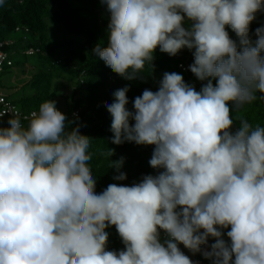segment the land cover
I'll list each match as a JSON object with an SVG mask.
<instances>
[{
    "label": "clouds",
    "instance_id": "clouds-1",
    "mask_svg": "<svg viewBox=\"0 0 264 264\" xmlns=\"http://www.w3.org/2000/svg\"><path fill=\"white\" fill-rule=\"evenodd\" d=\"M101 2L110 13L108 44L94 52L114 73L138 78L157 48L170 56L187 48L190 71L207 83L197 91L165 72L157 91L134 99V112L129 89L115 91L107 105L112 142L154 145L149 164L164 171L101 192L91 138L67 129L55 101L41 103L27 127L12 114L0 127V264H193L178 245L195 254L209 237L215 242L202 255L213 264H264V126L240 119L233 132L229 107L239 113L257 94L264 100V27L249 38L264 0ZM123 163L110 160V168ZM109 226L124 250H106ZM160 230L169 239L161 242Z\"/></svg>",
    "mask_w": 264,
    "mask_h": 264
},
{
    "label": "trees",
    "instance_id": "trees-1",
    "mask_svg": "<svg viewBox=\"0 0 264 264\" xmlns=\"http://www.w3.org/2000/svg\"><path fill=\"white\" fill-rule=\"evenodd\" d=\"M109 22L110 13L101 0H3L0 4V40H12L3 49L14 53L19 48L18 41L24 42V47H20L23 53L30 47L37 49L28 55H36L34 63L38 70L24 85L32 92L20 97L15 104L27 113L38 111L41 103L53 101L61 94L58 93L57 86H54L56 78L65 75L67 81L73 82L68 95L69 103L65 109L59 111L67 118L68 130L78 128L80 134L91 138L88 151L92 159L89 164L96 178L97 192L103 191L110 183L132 186L141 182L146 175L156 176L164 171L154 169L149 164L154 145H138L134 141H124L117 145L112 142L111 114L107 105L114 102L116 90L124 87L129 89V103L126 107L134 112V99L141 96L145 89L157 91L165 72L181 74L184 81L194 86L197 91L200 85L207 83L205 80L193 84L192 80L197 79L195 75L179 68L178 63L194 58V49L187 48L182 49L176 56H170L157 48L153 61L145 65L138 78L127 80L114 73L94 52L98 45L107 46ZM184 26H190L187 19ZM262 27L264 9L255 14V19L249 26L251 41L255 42L256 29ZM226 30L239 46V38L235 32L228 26ZM16 33L19 34L15 37ZM28 55L24 53L25 58ZM212 83L215 85L216 80L212 79ZM257 97L239 113L233 104H229L234 121L232 128L239 127L240 119H246L253 127L264 126V100L259 99V94ZM8 120V116L3 117L0 127H8ZM29 120L30 118L24 120L22 125L27 127ZM129 123L133 125L135 121L130 119ZM108 149L114 150L109 158L103 155ZM121 158L124 163L119 172L110 168V160ZM120 172L126 174V179H114ZM106 231V250H124L125 246L115 226H109ZM203 259L206 264H213L211 259Z\"/></svg>",
    "mask_w": 264,
    "mask_h": 264
},
{
    "label": "rangeland",
    "instance_id": "rangeland-1",
    "mask_svg": "<svg viewBox=\"0 0 264 264\" xmlns=\"http://www.w3.org/2000/svg\"><path fill=\"white\" fill-rule=\"evenodd\" d=\"M17 32V31H15ZM19 33H16L14 36H18ZM17 46L19 47L17 51L12 52L13 65L10 67H4L3 71L0 73V89L7 98L17 103L18 99L24 95H29L32 90L27 86H24L25 83L35 74L38 70V67L35 66L36 55L24 57V53L20 47H24L23 41H18ZM54 86H57L59 90V96L56 97L53 101L56 102V108L58 110L65 109L69 103V92L73 87V82L67 81L66 76L62 75L59 78H56L54 81ZM203 85H200L197 89H201ZM215 242V240H213ZM180 250L184 252L190 259L194 257L193 252L185 248L182 244L178 245ZM208 249H204L205 251ZM234 259V258H233Z\"/></svg>",
    "mask_w": 264,
    "mask_h": 264
},
{
    "label": "built area",
    "instance_id": "built-area-1",
    "mask_svg": "<svg viewBox=\"0 0 264 264\" xmlns=\"http://www.w3.org/2000/svg\"><path fill=\"white\" fill-rule=\"evenodd\" d=\"M11 43H12V40H0V73H1V71H3L4 67H10L13 65L11 53L9 51L3 49L4 45H9ZM36 51H37V49L30 47V48L24 50V53L25 54H33ZM190 60L191 61L185 60L184 62L178 63L179 68H181V70H183L185 72L191 73L190 65H192L194 63V58L192 57ZM192 83L193 84L201 83V81L198 79H193ZM5 112H7L8 114L4 115L3 117L8 116V118H10L11 115L14 113H19V116L21 118V122L23 123L24 120L31 118V114L34 111H30L28 113L25 111H22L14 102L10 101L6 97L5 94H3L1 92V89H0V113H5ZM3 117H0V120ZM238 128L239 127H234V128H232V131L235 132ZM167 239H169L167 234L163 230H160L161 242H163ZM212 243H213V241H212L211 237H209L207 244L201 245V251L204 249H210V245ZM191 260L193 261V264H206V261L198 255L193 257Z\"/></svg>",
    "mask_w": 264,
    "mask_h": 264
},
{
    "label": "crops",
    "instance_id": "crops-1",
    "mask_svg": "<svg viewBox=\"0 0 264 264\" xmlns=\"http://www.w3.org/2000/svg\"><path fill=\"white\" fill-rule=\"evenodd\" d=\"M228 230H230V229H224V230H222L223 233H224L223 238L225 239L226 242L230 243V240H229V238H228L227 235H226V233H227ZM213 240H214V238H212V241H213ZM213 243H214V241H213ZM210 250H211V249H208V251H210ZM202 252H203V251L198 252V253H195V254L193 253V254H194V257L198 255V256H200V257L202 256V258H203L204 256L202 255Z\"/></svg>",
    "mask_w": 264,
    "mask_h": 264
}]
</instances>
